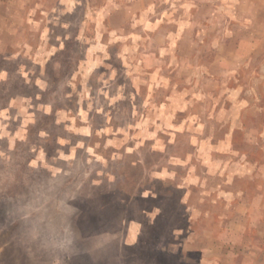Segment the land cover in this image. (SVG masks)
I'll return each instance as SVG.
<instances>
[{"label": "rangeland", "instance_id": "1", "mask_svg": "<svg viewBox=\"0 0 264 264\" xmlns=\"http://www.w3.org/2000/svg\"><path fill=\"white\" fill-rule=\"evenodd\" d=\"M0 264H264V0H0Z\"/></svg>", "mask_w": 264, "mask_h": 264}]
</instances>
